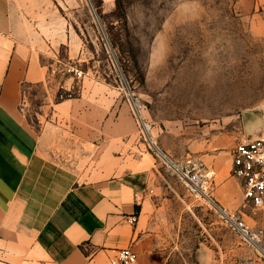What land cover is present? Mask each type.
<instances>
[{"label":"rangeland","instance_id":"1","mask_svg":"<svg viewBox=\"0 0 264 264\" xmlns=\"http://www.w3.org/2000/svg\"><path fill=\"white\" fill-rule=\"evenodd\" d=\"M11 9L15 37L47 70L44 84L24 88L28 124L38 130L44 106L82 94L108 107L109 145L63 165L85 173L153 160L160 211L148 233L161 264H264L221 213L264 231V209L243 205L240 183L219 202L200 160L214 152L224 163L250 127L264 136V8L245 16L238 0H11ZM199 176L202 193L189 183Z\"/></svg>","mask_w":264,"mask_h":264},{"label":"crops","instance_id":"2","mask_svg":"<svg viewBox=\"0 0 264 264\" xmlns=\"http://www.w3.org/2000/svg\"><path fill=\"white\" fill-rule=\"evenodd\" d=\"M238 6L248 16L263 10L264 0H238ZM14 23L11 0H0V264H110L125 249L137 255L136 264H161L148 233L160 211L153 160L144 157L133 170L123 163L85 173L63 165L78 157L88 163L95 146L109 145L108 107L95 108L82 94L44 106L42 124L33 129L24 116V88L44 84L47 70L21 46ZM53 100L51 94L47 103ZM247 137L264 136L250 127ZM200 160L219 202L238 192L232 157L222 163L213 152Z\"/></svg>","mask_w":264,"mask_h":264},{"label":"built area","instance_id":"3","mask_svg":"<svg viewBox=\"0 0 264 264\" xmlns=\"http://www.w3.org/2000/svg\"><path fill=\"white\" fill-rule=\"evenodd\" d=\"M66 73L77 80L84 77V73L74 66L67 67ZM60 99L62 100L63 96H60ZM231 175L243 188V205H249L255 210L264 209V137L244 140L236 145L232 153ZM196 178L201 184L196 188L190 184L191 189L193 192L202 193L204 188L202 177H193L190 180ZM221 213L229 227L264 259V231L252 230L237 214L228 215L222 210ZM136 263L137 255L132 249L118 250L110 259V264Z\"/></svg>","mask_w":264,"mask_h":264},{"label":"bare ground","instance_id":"4","mask_svg":"<svg viewBox=\"0 0 264 264\" xmlns=\"http://www.w3.org/2000/svg\"><path fill=\"white\" fill-rule=\"evenodd\" d=\"M190 183L194 186V187H198L200 184H201V181L196 178V179H193V180H190Z\"/></svg>","mask_w":264,"mask_h":264}]
</instances>
